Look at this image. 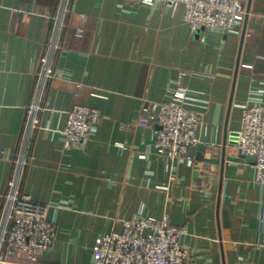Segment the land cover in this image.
Wrapping results in <instances>:
<instances>
[{
  "label": "crops",
  "instance_id": "1",
  "mask_svg": "<svg viewBox=\"0 0 264 264\" xmlns=\"http://www.w3.org/2000/svg\"><path fill=\"white\" fill-rule=\"evenodd\" d=\"M246 1L240 33H194L182 3L0 0V215L35 104L20 189L58 206L53 248L12 263L94 264L99 236L132 217L168 215L186 228L185 264H264V184L235 147L222 160L226 135L264 87V0ZM56 42L58 77L38 94L42 57ZM180 85L205 110L199 134L208 141L192 147L194 165L158 154L154 120L142 112L145 99L170 101ZM79 104L102 119L87 146L66 147L68 111Z\"/></svg>",
  "mask_w": 264,
  "mask_h": 264
},
{
  "label": "built area",
  "instance_id": "2",
  "mask_svg": "<svg viewBox=\"0 0 264 264\" xmlns=\"http://www.w3.org/2000/svg\"><path fill=\"white\" fill-rule=\"evenodd\" d=\"M141 3H161L171 8L184 4V18L194 33L210 28L240 33L248 15L246 0H136ZM58 44L53 43L42 57L38 76V94L42 93L48 79L58 77L52 67V58ZM189 89L178 86L172 100L157 102L145 99L142 112L152 116L156 136L154 146L167 162L195 164L191 149L201 142L199 131L203 126L205 110L192 106ZM196 105V104H194ZM204 106V105H202ZM205 107V106H204ZM30 108L27 130L24 135L23 156L9 181L5 195L6 204L0 215V261L34 263L51 250L56 240V221L50 209L57 205L34 201L20 189L23 167L31 132L38 126L35 111ZM102 119L100 109L75 105L68 111V121L63 130L65 146H87L91 133ZM230 147L241 154L254 156L255 181L264 184V87L253 91L245 103L239 129L228 134ZM230 141H235L230 144ZM122 231H112L99 236L94 244V264H185L190 249L182 241L186 228L173 225L168 215L132 217L124 221ZM264 250V237L260 243Z\"/></svg>",
  "mask_w": 264,
  "mask_h": 264
},
{
  "label": "water",
  "instance_id": "3",
  "mask_svg": "<svg viewBox=\"0 0 264 264\" xmlns=\"http://www.w3.org/2000/svg\"><path fill=\"white\" fill-rule=\"evenodd\" d=\"M250 11V4L248 5V13ZM229 134V133H228ZM228 134L225 137V140L223 142V146H222V160L225 161L226 160V153H227V148L229 146V141H228ZM208 141L207 137H202L201 138V142L199 143V149L202 151L203 149V144L205 142ZM235 141H230V144H234ZM202 156V153L199 154V157ZM243 157H245L246 159L250 160V161H255L256 158L254 156H250V155H242ZM0 264H18V263H11V262H1Z\"/></svg>",
  "mask_w": 264,
  "mask_h": 264
}]
</instances>
